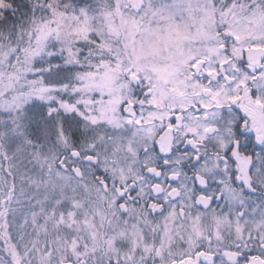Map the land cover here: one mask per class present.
I'll list each match as a JSON object with an SVG mask.
<instances>
[{
    "label": "snow or ice",
    "instance_id": "6c2138e0",
    "mask_svg": "<svg viewBox=\"0 0 264 264\" xmlns=\"http://www.w3.org/2000/svg\"><path fill=\"white\" fill-rule=\"evenodd\" d=\"M0 264H264V0H0Z\"/></svg>",
    "mask_w": 264,
    "mask_h": 264
}]
</instances>
